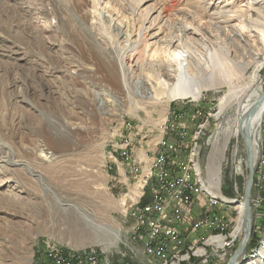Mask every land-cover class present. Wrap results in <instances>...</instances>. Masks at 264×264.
Instances as JSON below:
<instances>
[{"label":"rangeland","instance_id":"374dc122","mask_svg":"<svg viewBox=\"0 0 264 264\" xmlns=\"http://www.w3.org/2000/svg\"><path fill=\"white\" fill-rule=\"evenodd\" d=\"M217 1L221 5L226 3L224 0ZM194 2L197 0H183L182 4ZM230 2L235 3L237 8H245L244 0ZM161 3V0H142L141 3L136 0H102V6L107 5L114 18L119 16L126 21L132 40L137 38L141 21L144 18L147 20L150 15L146 12L151 10V19ZM108 13L99 15L89 0H0V132L11 142L17 156L22 155L26 162L39 170L43 183L50 185L65 199L88 207L100 221L120 227L122 239L130 243L126 238L130 239L127 228L132 221L124 216L128 200L125 206L121 203L127 189L121 188L123 176H118L114 164L108 170L109 160H112L107 153L109 144L119 141L121 131L128 132L124 121L149 132L167 113L184 111L187 117L192 118V111L199 109L198 123L204 124L200 132L204 133L201 137L205 147L204 164L208 170L212 163H218L216 157L220 156L213 142L220 119L214 114L218 111L223 90H206L199 100L150 101L146 76L157 74L164 77L160 64L162 60L168 64L170 58V53L163 52L164 49L160 51L162 43L157 41L160 35L156 26L151 31L154 35L147 37L143 65H134L126 70L132 90L131 94L126 92L119 81L123 72L117 55L127 48L129 41L124 30L116 27L117 21H111ZM230 27L237 29L241 39L247 40L256 49L257 56L264 59V54L257 52L254 30L250 32L235 15L226 31L219 35V40L232 55L241 59L245 57L242 48L233 46L225 35ZM198 36L206 42H215V35L207 29L201 30ZM155 48H158V54L153 56ZM252 70L253 66H250L248 74ZM113 73L118 76V81L111 79ZM136 84L142 86L139 89L146 97L137 95ZM260 84L264 93V68ZM184 121V126L192 135L196 127H188L190 119L184 118ZM65 122L77 125L70 135L74 144L62 131L60 124ZM34 130L39 135L34 134ZM233 134L236 137L237 131ZM262 135L264 139V120ZM168 136L180 142L179 133L171 132ZM230 139V145L228 143L229 147L220 161V190L224 195V191L229 190L233 197L242 199L249 175L248 157L243 137L240 141ZM237 147L243 151L236 156L234 150ZM217 150L220 151L219 148ZM4 162L0 161V264H26L29 255L32 256L30 264H35L37 252L43 249L45 240L55 241L60 248L72 247L73 235L67 231L66 216L57 207L52 195L28 173L24 165L7 164L15 169L3 170L1 164ZM119 166L123 170L118 173H124L125 165ZM16 179H21L22 185L15 183ZM6 189H12L13 195ZM199 197L198 208L211 203L204 196ZM250 200L252 234L239 264L246 263L264 243V190L254 187ZM215 206L228 211L233 218L230 223L233 230L238 210L222 203ZM254 237L259 242L251 250L249 245ZM105 242L82 248L93 246L116 253L125 250L121 242L118 246L113 245L111 237ZM240 243L237 237L227 257L218 264H226ZM128 255L136 257L132 253ZM218 257L209 249L208 264H214ZM194 260L189 264H202L200 259ZM159 262L163 263L164 259L160 258Z\"/></svg>","mask_w":264,"mask_h":264},{"label":"bare ground","instance_id":"6f19581e","mask_svg":"<svg viewBox=\"0 0 264 264\" xmlns=\"http://www.w3.org/2000/svg\"><path fill=\"white\" fill-rule=\"evenodd\" d=\"M89 1L99 12V15H103L105 12L110 13L107 5L102 6V0ZM136 1L141 3L142 0ZM161 1L162 3L155 10L156 14L153 12L151 19V10L146 12L147 15H150L147 17V20L144 18L141 21L137 38L133 40L131 39L132 32L125 23L126 21L119 16L114 18L111 15L112 13H110L111 21L114 19L117 21L115 23L116 27L124 30L125 37L129 41L127 48L117 55V62L120 64L121 72H123V78L119 77L120 85L126 92L131 94L132 90L127 81L126 70L132 69L134 65H143L142 59L147 48V37L148 35H154L151 31L157 26V32L160 35V39L157 41L162 43L160 51L164 49L163 52L170 53L168 54L170 58L168 64L164 60L160 64L164 71V77L157 76V74L146 76L148 85L145 83L144 88L146 90L147 85V95L150 101L156 103L164 99L172 101L187 98L199 100L206 90H223L222 96L219 99L218 111L214 114L216 118L220 119V124L213 139L216 145V152L220 155V158L218 155L216 157L219 161L209 166L207 171L209 177H207L202 165L204 147L201 143V137L204 133L200 134L204 124L198 123V119L194 126L196 127V131L191 135L187 143L188 170L190 180L193 181L199 196H204L214 205L217 203L227 206L232 205L238 210L236 225L233 230L230 229V223L233 221L231 217L225 224L204 230L202 236L198 237L193 243L183 245L179 249L169 253L168 256H161L154 260V264H160V258L164 259V262L161 264H182L188 260V257L189 259L202 258L203 254L207 253L209 249L212 250L217 242L227 243L228 239L237 237L243 241L249 226L251 227V233L249 239L245 242L246 247L251 238L253 225L252 210L249 223L245 217L244 198L237 199L233 196H226L221 192L222 172L220 161L225 156V151L230 145V137L236 141H240L242 133L248 129L253 140L254 166H256V157L258 158L257 146L261 139L264 120V100L255 108V113L250 120L249 113L257 105L263 94L260 77L261 71L264 68V59L261 60L260 56H257L256 49H253L247 40L241 39L237 29L230 27L225 35L233 46L242 48L245 56L243 59L232 55L226 45L219 40L221 38L219 35L224 30L226 31L229 22L232 20L233 15H235L244 22V25L250 29V32L254 30L258 47L257 52L264 54V0H244V9L235 7V3H228L229 0H224L227 3H224V5H221L217 0H197L193 4H182L183 0ZM161 21L163 24L159 25ZM147 22L148 25L146 24ZM203 29H207L215 35V42L209 43L205 39L199 38L198 35ZM155 54H158V48H155L152 52L153 56ZM250 66H253V70L248 74L247 70ZM110 77L114 82L118 81V76L115 73L111 74ZM141 85L139 87L142 88ZM136 86L135 92L137 95L146 97L143 91L139 89L138 84ZM60 125H62V131L66 135H69L71 143L74 144L70 135L77 128V125H72L69 122ZM235 131H237V134L236 137H233ZM34 134L39 135L37 130H34ZM239 151L242 152L243 149L240 147L235 148L234 154L237 156ZM107 153L109 154V151ZM4 158L6 160H3ZM0 161L8 162L1 164L3 170L15 169L8 165H24L28 173L40 181L43 189L52 195L55 204L66 216L67 231L73 235L71 243L73 248H82V246L97 242L105 244V239H109V237L112 238V243L115 246H118L122 241V229L120 227H116L113 223L100 221L88 207L65 199L50 185L43 183L44 178L39 170L26 162L22 155L17 156L11 142L5 139L1 132ZM238 163L240 164V161ZM122 170L118 165V171ZM256 182L254 175L252 189L256 188ZM15 183L22 185L23 182L21 179H16ZM12 187L15 188L16 186ZM6 191L12 194V189H6ZM138 194L137 190L132 191L130 194L126 193L121 198V203L125 206L129 199L128 197L136 198ZM128 230L129 228H127V233H129ZM77 239L80 241L77 242ZM246 247L233 264H239L241 258L245 255ZM262 258H264V243L256 251L255 255L244 264H264L262 263ZM31 262L32 256L29 255L26 259V264H30Z\"/></svg>","mask_w":264,"mask_h":264},{"label":"built area","instance_id":"2783aa9c","mask_svg":"<svg viewBox=\"0 0 264 264\" xmlns=\"http://www.w3.org/2000/svg\"><path fill=\"white\" fill-rule=\"evenodd\" d=\"M192 115L189 118L184 111L167 113L156 123V128L149 132L124 121L128 132L121 131L118 134L119 141L109 144V158L113 161L109 160L108 170L114 164L118 176H123L121 188H126L127 193L134 190L139 193L136 198L128 199L124 213L125 218L132 221L128 227L130 239L126 238L130 243L122 239L125 250L117 253L124 264H132L126 260L128 253L136 256L142 254L147 264H154L155 259L193 243L202 236L204 230L225 224L231 218L228 211L219 210L220 207L212 203H205L204 209L197 207L201 198L190 180L187 143L191 135L187 126H184V118L190 119L188 127L192 128L201 111H192ZM171 132L179 133L180 142L169 138ZM257 160L256 188L264 190L263 135L258 144ZM118 165H125V173H118ZM202 165L207 172L204 153ZM206 176L209 177L208 174ZM144 197L147 201L142 203ZM236 239L216 243L211 250L219 256L214 264L227 257ZM135 242L140 243V247ZM43 245V249L37 252L36 264H111V256L114 255V251L106 252L103 248L93 246L66 249L59 248L55 241L49 240H45ZM208 256L209 250L198 259L206 264L209 262ZM193 261L188 257L185 264Z\"/></svg>","mask_w":264,"mask_h":264},{"label":"water","instance_id":"95a60500","mask_svg":"<svg viewBox=\"0 0 264 264\" xmlns=\"http://www.w3.org/2000/svg\"><path fill=\"white\" fill-rule=\"evenodd\" d=\"M263 100H264V93L261 96V98L259 99L257 105L251 109V111L249 113V120L253 116V114L255 113V108ZM242 137L245 141L246 154L248 157L247 163H248V167H249V175H248V179L246 181L245 188H244L245 217L248 220V222L250 223V220H251L250 198H251V194H252V186H253V180H254V175H255L254 149H253L252 136H251V133L248 129H246L245 132L242 133ZM250 233H251V227L249 226V228L247 229V232L245 233L244 240L241 241V243L239 244V246L237 247V249L235 250V252L230 257V259L227 261L226 264H233L237 260V258L242 254L243 249L246 247L245 242H247V240L249 239Z\"/></svg>","mask_w":264,"mask_h":264},{"label":"crops","instance_id":"0c3cea01","mask_svg":"<svg viewBox=\"0 0 264 264\" xmlns=\"http://www.w3.org/2000/svg\"><path fill=\"white\" fill-rule=\"evenodd\" d=\"M125 237H127V235H125ZM135 245H137L138 247H140V243H135ZM139 255V256H138ZM136 257L132 258L131 255H129L127 257V259L129 260L131 258V262L132 264H147L146 261H145V258L142 254H138ZM117 253L116 251L114 252V255L111 256V259H112V263L111 264H124V261L122 260H119V257H117ZM117 257V258H116Z\"/></svg>","mask_w":264,"mask_h":264},{"label":"trees","instance_id":"16d2710c","mask_svg":"<svg viewBox=\"0 0 264 264\" xmlns=\"http://www.w3.org/2000/svg\"><path fill=\"white\" fill-rule=\"evenodd\" d=\"M225 192V194L227 195V196H230V197H232L233 196V193L231 192V191H229V190H225L224 191ZM147 201V199L146 198H143V200H142V202H146ZM258 242H259V239L257 238H253L252 239V241H251V243H250V247H249V249H253V248H255L257 245H258Z\"/></svg>","mask_w":264,"mask_h":264}]
</instances>
